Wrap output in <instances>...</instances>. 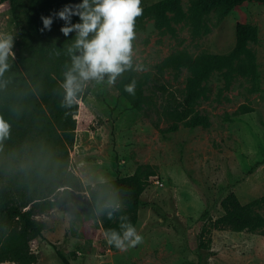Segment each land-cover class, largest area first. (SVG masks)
Here are the masks:
<instances>
[{
  "label": "rangeland",
  "instance_id": "obj_1",
  "mask_svg": "<svg viewBox=\"0 0 264 264\" xmlns=\"http://www.w3.org/2000/svg\"><path fill=\"white\" fill-rule=\"evenodd\" d=\"M156 1L142 0L141 6ZM196 1L180 0L183 18L169 11L166 22L148 18L135 30L134 59L143 66L136 71L135 93L127 92L120 79L112 86L89 85L79 100L74 143L68 146L67 170L86 188L113 189L118 177L141 167L147 182L134 227L143 242L127 250L109 245L103 227L86 216L85 190L81 200H68L37 216L46 227L44 236L31 242L38 255L34 264H64L57 249L73 264H264V226L234 230L213 224L224 213L221 201L231 191L244 203L264 194V4L249 2L242 12L223 2L197 19L192 14ZM241 19L257 28L258 38L248 42L255 74L234 71L227 79L225 69L215 71L205 82L207 95L194 104L195 112L173 128L163 116V104L170 91L182 98L192 73L187 67L161 69V63L173 52H232ZM0 33L14 38L15 57L7 61L12 63L17 26L1 6ZM140 88L147 100L135 107ZM197 115L206 123L193 125ZM12 141H0V186L6 184L13 194L37 167H54L63 158L50 142L19 141L22 145L16 147ZM256 211L264 215V207ZM94 227L89 244L85 232Z\"/></svg>",
  "mask_w": 264,
  "mask_h": 264
},
{
  "label": "trees",
  "instance_id": "obj_2",
  "mask_svg": "<svg viewBox=\"0 0 264 264\" xmlns=\"http://www.w3.org/2000/svg\"><path fill=\"white\" fill-rule=\"evenodd\" d=\"M252 1L264 4V0H198L192 5V14L201 19L219 3L227 2L232 8L241 10ZM79 3L82 0H0L2 9L9 10L15 19L18 34L16 59L8 63V69L0 76V118L11 126L6 138L13 140L16 147H21L26 140L50 142L63 152V158L55 162L54 167L50 168V164L46 163L23 180L25 183L19 182L15 194L6 184L0 186V263H36L38 255L32 249L31 242L42 238L46 227L37 216L49 214L68 200H81V191L89 193L88 200H82L87 218L93 219L104 231H119L120 222L98 215L97 211L103 205L113 200L124 201L125 206L117 216L126 215L135 226L144 203L142 194L147 181L141 167L133 174L118 177L113 189L86 188L79 176L66 167L68 146L74 143L78 127L76 114L79 103L66 106L62 83L64 73L71 66L67 47L74 42L76 33L73 31L65 36L61 32L68 22L59 17V12L65 6ZM169 11H174L178 18L186 16L180 0L156 1L143 8V14L136 19L135 30L148 18L155 17L161 23L166 22ZM49 16L52 17L50 28L45 27L42 19ZM71 22H80V17L73 15ZM236 37V45L228 54L193 56L187 52H173L161 63V69L187 67L192 73L182 98L175 91H170L163 104V116L173 122V128L195 112L194 104L207 95L205 82L215 71L225 69L227 79L234 71L255 74V55L248 42L258 38L257 28L241 19L237 23ZM244 60L248 65L246 62L238 65V61ZM118 79L124 88L133 80L135 83L139 80L136 71H126ZM136 94L132 103L138 107L147 99L141 88ZM203 123H206L204 117L194 116L193 125ZM59 191L60 198L52 199L51 195ZM221 205L224 213L213 222L219 229L245 230L264 226V215L256 211V207H264V194L244 203L236 192L231 191L222 199ZM95 230L94 227L85 232L87 243L90 244ZM57 254L64 264H73L62 250L57 249Z\"/></svg>",
  "mask_w": 264,
  "mask_h": 264
},
{
  "label": "clouds",
  "instance_id": "obj_3",
  "mask_svg": "<svg viewBox=\"0 0 264 264\" xmlns=\"http://www.w3.org/2000/svg\"><path fill=\"white\" fill-rule=\"evenodd\" d=\"M142 0H82V3L68 5L59 12L67 21L61 32L68 36L75 31L74 42L67 47L71 66L64 73L62 87L65 90V104H78L81 94L89 85L107 83L112 86L126 71H142L143 66L135 62L134 41L136 40V19L143 14ZM73 15L80 22L72 23ZM45 27L50 28L52 17H42ZM43 31V30H42ZM14 38L10 33H0V76L8 69L9 56L15 57ZM130 94L135 93V80L125 85ZM10 124L0 118V141L10 134ZM125 202L113 200L103 205L98 215L109 220H119V231L108 229L104 238L109 245L121 250L136 247L143 237L122 212Z\"/></svg>",
  "mask_w": 264,
  "mask_h": 264
}]
</instances>
